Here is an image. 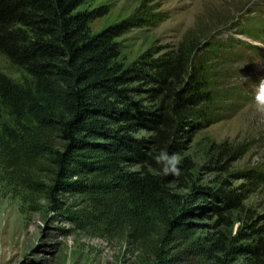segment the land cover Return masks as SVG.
I'll return each mask as SVG.
<instances>
[{
  "label": "trees",
  "instance_id": "obj_1",
  "mask_svg": "<svg viewBox=\"0 0 264 264\" xmlns=\"http://www.w3.org/2000/svg\"><path fill=\"white\" fill-rule=\"evenodd\" d=\"M85 1L0 0V57L17 75L0 71V111L11 121L0 127V164L31 192L78 195L73 221L124 234L161 264L186 254L234 264L227 236L194 238L190 221L208 210L221 217L236 196L206 187L176 194L170 184L181 174L165 176L154 159L223 118L234 93L212 70L211 60L225 58L222 45L184 38L175 50L146 53L125 66L115 38L139 22L94 34L90 24L105 11H77ZM241 27L260 38L254 17ZM129 94L157 104L138 109ZM139 130L151 135L135 137ZM43 175L50 184L37 178ZM260 249L248 246L241 254Z\"/></svg>",
  "mask_w": 264,
  "mask_h": 264
},
{
  "label": "rangeland",
  "instance_id": "obj_2",
  "mask_svg": "<svg viewBox=\"0 0 264 264\" xmlns=\"http://www.w3.org/2000/svg\"><path fill=\"white\" fill-rule=\"evenodd\" d=\"M85 10L105 11L90 24L94 34L123 21L139 22L115 38L125 66L146 53L175 50L184 38L222 45L225 58L211 60V66L234 95L221 120L195 130L169 152L181 155L184 164L170 187L184 196L193 195L195 187L233 193L235 207L221 211L222 218L208 210L203 219H191L194 238L224 234L228 250H236L228 262L264 264V113L253 103L255 84L264 79V0H86L77 11ZM250 17L262 24L260 38L242 31ZM0 71L13 74L1 57ZM128 98L141 110L157 104L143 94ZM3 123L11 121L0 111V127ZM133 135L147 138L151 133L139 130ZM8 176L0 164V264H161L124 234L73 221L70 216L81 203L78 195L31 192ZM37 178L46 185L51 182L45 175ZM255 245L261 246L258 254H241ZM173 264H215V259L186 254Z\"/></svg>",
  "mask_w": 264,
  "mask_h": 264
},
{
  "label": "clouds",
  "instance_id": "obj_3",
  "mask_svg": "<svg viewBox=\"0 0 264 264\" xmlns=\"http://www.w3.org/2000/svg\"><path fill=\"white\" fill-rule=\"evenodd\" d=\"M253 103L258 113H264V79H260L255 84ZM165 176H179L181 174L182 156L179 154H170L167 150L159 152L154 157Z\"/></svg>",
  "mask_w": 264,
  "mask_h": 264
}]
</instances>
